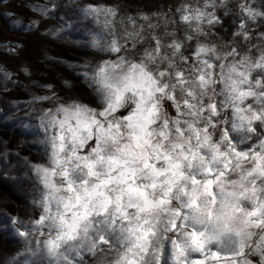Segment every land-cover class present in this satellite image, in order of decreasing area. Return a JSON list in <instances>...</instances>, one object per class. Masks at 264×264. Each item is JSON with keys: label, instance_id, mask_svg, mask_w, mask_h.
<instances>
[{"label": "snow or ice", "instance_id": "obj_1", "mask_svg": "<svg viewBox=\"0 0 264 264\" xmlns=\"http://www.w3.org/2000/svg\"><path fill=\"white\" fill-rule=\"evenodd\" d=\"M101 11L113 17L117 15V9L115 8L101 9L89 4L84 9L86 15H97ZM181 18L189 21L188 15ZM144 19H147V16ZM159 45L160 41L156 39L157 50H159ZM93 46L99 47L96 42ZM170 47H174L175 51L180 53L182 44L174 41ZM110 48L114 53L121 50L115 40L112 41ZM200 51L203 52L205 49L201 48ZM249 59V57H245L241 61L242 67L248 69L247 71L238 70L235 66H233L232 71L238 72L244 79H252L253 70L264 69V54L254 62H249ZM123 63V58H121V64ZM121 64L111 60L100 61L94 74H91V80L100 88L110 90L109 95L113 97L112 100L107 101V108L101 111V116H106L109 109L116 112L130 92L140 97L136 109L125 117L127 127L131 129L127 133L128 140L122 142L125 133L121 131L119 123L109 122V126L105 128L100 120L96 119L95 116L92 117L91 123L85 125V127L89 129V138H91L90 129L93 124L97 125L96 147L87 155L76 150L71 153V156L75 158L72 167L81 170L84 174V178L80 181L81 191H77L76 185L70 178V171L67 166L61 168L59 173L66 181V183L60 185L55 181L56 168H49L41 163L32 166L47 191L39 202L43 206V211L37 219L32 221V224L36 227L19 232V235L25 239L26 248L33 243V239L30 238L31 234L39 231L43 235L42 228L51 221L57 228L55 238H48L43 242L35 240L36 247L30 250L38 255L55 257L56 260L64 261V264H72L67 254L61 251L62 248L79 249L87 247L93 253L97 250L103 251L102 246H108L111 249L112 243L108 228L115 230L116 224L120 223V231L128 234L132 239V246L128 248L127 252L119 254L116 264H142L150 251L153 264H165L167 246L162 244L159 248L154 249V242L159 239L156 225L159 223L160 214L171 213L172 215L168 220L170 225L168 230L177 232V235L180 234L178 229L188 227L187 221L189 219L193 222L192 230L183 232L184 238L171 241L177 264H184L183 258L187 256L189 249L197 252H204L205 250L207 241L204 237L206 233L198 231L195 226L204 222L202 218H206L208 222L214 219L224 220L225 228L229 229L233 228L236 221H239V226L234 228L238 235L244 234L252 227L260 228L264 226V216L261 215L264 211V200L260 196V193L264 192V187L258 186L257 179H254V177L264 178V153L253 152L249 156L248 153L233 148L230 150L232 153L230 155L228 152L220 151V145L211 144V137H205L200 141L199 129H194L198 138L196 146H193L190 140L183 142L177 140L171 143L170 147H166L165 145L172 135L170 121L165 118L159 129L152 128V125L157 123L160 116L159 101H154L146 114L143 106L147 100H154L157 94L164 95L167 93L168 86H161L160 82L154 78L153 74L143 64L136 63H131L128 72L120 76L117 81L114 79L113 73L121 67ZM8 75L10 74L5 72V76ZM84 75L89 77L87 72ZM164 75L166 73L161 71L160 76L163 77ZM183 77V72L176 73L179 82H184ZM200 79L205 81L204 76H201ZM64 83L67 85L69 82L64 81ZM233 88L238 91L241 99L254 94L250 89L247 91L237 89L235 82H233ZM140 89L143 91H138ZM144 92L147 93V96L144 95ZM167 98L173 103L176 102L174 92L169 93ZM37 99L48 100L50 97L39 96ZM210 107L215 111L216 105L213 104ZM77 108L95 112L87 105H77ZM177 108L179 109V105H177ZM60 110L67 111L62 104ZM238 110L242 111V109ZM249 111L252 112V115L244 117V119L249 122L262 119L260 112L252 110L251 107H249ZM50 112L51 109L46 110L41 116V121L54 125L57 120L54 115H49ZM59 123L63 126V122ZM176 123V131L180 137H183V129L180 128L178 121ZM204 131L206 132L207 129ZM155 135H158L160 140L158 143L153 144L151 137ZM225 138H229L227 131H225ZM59 139L63 141L62 134ZM75 139L78 140L81 147L86 142L78 135ZM108 144L114 146V152L105 155L106 145ZM52 146L57 149L54 155L56 156L55 163L59 167L64 164V161L59 157V153L64 151L65 145L63 143L59 145L53 143ZM205 146H208L212 152L213 159L224 158L223 170L219 171V174H216L208 157L202 151ZM148 148H151L152 151H148ZM121 156L127 157V159H121ZM250 159L255 161L253 166L249 169H242L243 163ZM234 161L236 162L235 167L242 169L240 178L232 181L234 187L238 188L239 191L234 190L229 195L237 199H249L255 207L250 211H245L233 204L230 211L217 216L215 213L216 193L214 188L216 185L223 184L227 172L232 171ZM129 165H139V167H129ZM194 169H200L201 172L208 175V178L201 180L195 171H189ZM141 175L143 179L149 182L146 184L138 183V177ZM113 184L117 185L118 188H111ZM189 185H191V188H189ZM157 190L160 192L159 195H157ZM61 191L72 193L74 196H58ZM110 191L116 192L115 198L109 195ZM177 192L187 197L185 207L190 212H185L182 208L170 207L173 203V195ZM202 196L211 198L204 206L200 203ZM126 197L127 199H125ZM52 201L63 204L64 212L53 215ZM73 209L78 210L73 211ZM129 209H135V212L130 214ZM67 212H72L70 219L66 215ZM238 213H241L242 216H238ZM93 216L104 217L100 227L95 226L92 220ZM180 217H184L185 223H178ZM256 217L260 218L256 219ZM93 229H95L94 232ZM247 235L251 236V232H247ZM164 239L166 240L167 237H164ZM77 242L80 243L77 244ZM237 255L240 257L245 255L243 247ZM209 260L219 262L221 260L220 253L215 252L210 256L205 255L203 259L194 260L192 264H208ZM33 264H36V262L33 261ZM97 264H104V258H98ZM234 264H241V262L236 261ZM242 264H250V261L244 260Z\"/></svg>", "mask_w": 264, "mask_h": 264}, {"label": "rangeland", "instance_id": "obj_2", "mask_svg": "<svg viewBox=\"0 0 264 264\" xmlns=\"http://www.w3.org/2000/svg\"><path fill=\"white\" fill-rule=\"evenodd\" d=\"M89 4L115 8L117 15L103 11L86 15L84 9ZM236 4L237 0H229L226 7H217L219 22L201 24L208 33L204 36L196 33V21L181 18L190 14L189 8L204 7V0H156L141 8L111 0H0V264H49L52 259L30 250L36 247L34 233L30 237L33 243L27 248L19 235L36 227L32 221L42 212L39 202L46 189L32 166H47L45 161L50 155L51 129L41 121L44 112L73 99L95 107L101 92L91 80V73L102 61L98 57L111 61L121 55L139 59L143 51L156 47V39L162 54H171L169 45L173 40L182 44L181 52L189 57L188 61L173 57L182 70L195 62L198 40L217 43L226 51L235 47L238 54L257 45L250 54L258 58V33L264 32V18L255 23L248 21L246 29L251 39L245 40L237 34L245 17ZM253 7L264 8V0H257ZM113 40L123 46L118 53L111 51ZM94 42L99 47H94ZM160 67L166 69L167 63ZM5 72L10 75L5 76ZM260 74V70H254L252 78ZM39 96L50 99L38 100ZM164 104L169 115L175 117L173 102L166 100ZM126 114L127 110H122L121 115ZM110 239L119 248L116 236L110 234ZM102 247L103 251L95 253L84 247L67 255L73 264H97L109 249ZM193 258L203 259L199 253ZM249 259L258 261L259 257ZM165 264H173L168 248Z\"/></svg>", "mask_w": 264, "mask_h": 264}, {"label": "clouds", "instance_id": "obj_3", "mask_svg": "<svg viewBox=\"0 0 264 264\" xmlns=\"http://www.w3.org/2000/svg\"><path fill=\"white\" fill-rule=\"evenodd\" d=\"M256 3L257 0H237L236 6L239 9V12L245 17L241 21L240 32L237 34H242L245 40L251 39V33L246 29L248 21L255 23L258 21V18H264V8L253 7ZM228 4L229 0H204V7L189 8V21L197 22L195 27L196 33L207 36L208 33L205 32L203 27H201V24L211 26L214 23L219 22L216 8L226 7ZM208 7H211L210 11L207 10ZM258 35L260 37L258 47L259 58L264 54V32H260ZM189 39H192V37H189ZM174 41L175 40H173L172 43ZM119 47L122 48L123 46L121 45ZM161 47L160 44L159 50H157L156 47L151 50L146 49L140 55L139 59L129 58L125 55L118 56L114 62L121 64V58H123L124 63L121 64V67L115 70L113 75L114 79L118 81L120 76L128 72L131 63L143 64L147 70L153 74L154 78L160 82L161 86H168L167 93L164 95L157 94L154 100H147L143 106L146 114L151 107V104L154 101H159L160 116L157 123L152 125V128L159 129L165 118L170 121L172 135L165 146L170 147L171 143L177 140L182 142L190 140L191 144L196 146L198 144V138L194 129H199L200 141L205 137H211V144L220 145V151L228 152L230 155L232 154L230 150L233 148L240 152H246L249 156H251L253 152L264 153V69L260 70V75H257L252 79H244L238 74V72L232 71L233 66L238 70H248L242 67L241 61L244 60L245 57L250 58L249 62H254L258 59L253 58L250 54L251 48H255L257 45H251L247 51L238 54L235 47L230 51H226L222 50L217 43L198 40L193 54L195 62L191 64L187 70H182L173 57L184 62H187L189 57L185 56L182 52L177 53L174 47H170V45L169 47L172 49L171 54H162ZM201 48L205 49V51L201 52ZM237 55H239V59H237ZM103 59V56L98 57V60ZM165 62L167 63V68L162 70L160 66ZM98 65L99 62L95 65L91 74H94ZM217 68L219 69L218 72L216 71ZM161 71L165 72L166 75L161 77ZM177 72L184 73L183 83L177 80ZM201 76L205 77V81H201ZM233 82H235V87L237 89L242 91L250 89L254 94L241 99L238 91H235L233 88ZM217 85H219V88ZM138 91L143 90L140 89ZM100 92L101 96L96 99L95 107H89L87 103H82L79 100L73 99L65 103H58L49 113V115H54L56 117L57 123L54 125L46 124L47 127L51 129L49 136L51 150L45 163L49 168H56L57 175L55 181L58 185L66 183L59 173L61 168L67 166L70 171V178L76 185L77 191H81L80 181L84 178V174L81 170L72 167L75 163V158L71 156V153L73 150H76L81 154L87 155L96 147L95 139L97 135V125L93 124L90 129L91 138H89V129L85 127V125L91 123L93 116L100 120L105 128L109 126V122L113 124L119 123L121 131L125 133L122 142L128 140L127 133L131 131V129L127 127L125 117L136 109L137 101L140 97L130 92L127 94L124 103L116 112H112L109 109L106 116H101V111L107 108V101L112 100L113 97L109 95L110 90L100 88ZM173 92L176 95V102L173 103L177 112L175 117L169 115L164 104L166 100H169L167 98L168 94ZM177 93H179V95H177ZM144 95L147 96V93L144 92ZM61 104L64 106V109H67V111L60 110ZM213 104L216 105L215 111L210 107V105ZM77 105H87L89 108L94 109L95 112L84 111L82 108L78 109ZM177 105H179V109L177 108ZM249 107L256 112L261 113L262 119L260 121L253 120L249 122L247 119H244V117L252 115V112L249 111ZM238 109H242V111ZM122 110H127V114L121 115ZM177 121L179 122L180 128L183 129V137H180L176 131ZM59 122H63V126H61ZM205 129H207L206 132L204 131ZM225 131H227L229 138H225ZM61 134L63 135V141L59 139ZM77 135L86 141L83 147H81L78 140L75 139ZM151 139L152 143L156 144L159 142L160 137L155 135L151 137ZM93 140L94 143H90ZM53 143L56 145L63 143L65 145L64 151L59 153V157L64 161V164L59 167L55 163L56 156L54 153L57 152V149L53 148ZM106 149L107 151L105 155L114 152V146L111 144L106 145ZM148 151H152V149L148 148ZM202 151L208 157L211 167L215 170L216 174H219V171L223 170L224 158L213 159V154L208 146H205ZM121 159H127V157L121 156ZM235 163L236 162L234 161L232 171L227 172L224 177L223 184L216 185L214 188L216 193L215 213L217 216L230 211L233 204L245 211H250L255 207L253 202L249 199H237L236 197L229 195V193L234 190L239 191L238 188L234 187L232 181L238 180L241 175V170L251 168L255 161L251 159L245 161L242 165V169L236 168ZM129 167H139V165H129ZM189 171H195L201 180L208 178V175L201 172L200 169ZM254 179H257L258 186L264 187V178L254 177ZM137 182L146 184L149 181L143 179V176L141 175L138 177ZM111 188L117 189L118 186L113 184ZM189 188H191V185H189ZM159 194L160 192L157 190V195ZM70 195L74 196V194L66 191H61L58 194V196L64 197ZM109 195L115 198L116 192L110 191ZM177 196H179V198H177ZM260 196L261 199L264 200V192H261ZM125 199H127V197ZM210 199V197L202 196L200 200L201 205H206ZM186 204L187 197H184L181 193L177 192L173 195V203L170 207L182 208L183 211L190 212V210L185 207ZM39 207L41 211H43L41 203H39ZM51 208L53 215H56L58 212H64L63 204L58 201H52ZM76 210L78 209H73V211ZM128 211L130 214H133L135 209H129ZM66 215L70 219L72 212H67ZM171 215V213L160 214L159 223L156 225L159 239L154 242V249L159 248L162 244L166 245L170 252L173 264H177L173 255L171 241L184 238L183 232H190L193 227V222L189 219L187 221L188 227L178 229L180 234L177 235V232L168 230L170 228L168 220ZM237 215L242 216L241 213H238ZM261 215L264 216V211H262ZM259 218L260 217H256V219ZM202 219H204V222L195 226L198 231L206 233L204 237L207 241L205 250L204 252H197L189 249L187 256L183 258L184 264H192L195 260L193 258L194 253H199L204 258L205 255L210 256L215 252L220 253L221 260L219 262L209 260V264H234L236 261H240L242 264L244 260L250 261V264H264V226H261L260 228L252 227L244 234L238 235L234 228L239 226V221H236L233 228L229 229L225 228L224 220L214 219L211 222H208L206 218ZM92 220L98 228L101 226L104 217L93 216ZM178 223H185L184 217H180ZM120 227V223H117L115 230L110 227L108 228V232L116 236L117 243L120 246L117 248L115 245H112L111 249H108V251L101 256L104 258V264H116V261L119 259V254L127 252L128 248L132 246V239L127 233H122ZM42 231L43 235H41L39 231L33 232L34 238L41 242L48 238H55L57 228L51 223V221H49L42 228ZM94 231L95 229H93V232ZM247 232H251V236L247 235ZM164 237H167V239L165 240ZM79 243L80 242H77V244ZM242 247L245 255L240 257L237 253H239ZM214 248L216 249L215 251L213 250ZM73 250H76V248L64 247L61 251L68 254ZM129 255H131V253H129ZM251 256H258L259 260L253 261L249 259ZM51 258L49 264H64V261L62 260H56L55 257ZM142 264H153L151 260V251L145 261H142Z\"/></svg>", "mask_w": 264, "mask_h": 264}, {"label": "trees", "instance_id": "obj_4", "mask_svg": "<svg viewBox=\"0 0 264 264\" xmlns=\"http://www.w3.org/2000/svg\"><path fill=\"white\" fill-rule=\"evenodd\" d=\"M115 3H120V4H124L127 7H132V8H141L142 6H146V5H150L153 4L156 0H111ZM227 32L229 30L230 33V28L227 27Z\"/></svg>", "mask_w": 264, "mask_h": 264}]
</instances>
